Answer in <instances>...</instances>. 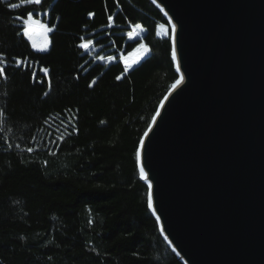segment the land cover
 Masks as SVG:
<instances>
[{
  "label": "trees",
  "instance_id": "obj_1",
  "mask_svg": "<svg viewBox=\"0 0 264 264\" xmlns=\"http://www.w3.org/2000/svg\"><path fill=\"white\" fill-rule=\"evenodd\" d=\"M29 14L49 30L46 52L24 36ZM0 71V264H181L136 163L177 79L149 0H0Z\"/></svg>",
  "mask_w": 264,
  "mask_h": 264
},
{
  "label": "water",
  "instance_id": "obj_2",
  "mask_svg": "<svg viewBox=\"0 0 264 264\" xmlns=\"http://www.w3.org/2000/svg\"><path fill=\"white\" fill-rule=\"evenodd\" d=\"M149 2L183 82L137 147L148 210L181 264H264V0Z\"/></svg>",
  "mask_w": 264,
  "mask_h": 264
},
{
  "label": "rangeland",
  "instance_id": "obj_3",
  "mask_svg": "<svg viewBox=\"0 0 264 264\" xmlns=\"http://www.w3.org/2000/svg\"><path fill=\"white\" fill-rule=\"evenodd\" d=\"M23 27H24V36L27 39V41L30 43L33 50L36 52H46L48 49L49 30L46 29L42 24H40L35 19L33 18L29 19V17L23 21ZM132 31L134 32V35L132 36L131 40L140 39L144 34V31L140 27L139 28L134 27ZM25 33H27V35H25ZM91 49L92 47L90 45L85 44L83 46L84 52H89ZM144 55H145V51L139 48V51L136 50L126 59H120V62L124 65V69H126L127 65H131L130 67H127L128 70L129 68L136 65ZM0 74L2 76L1 71Z\"/></svg>",
  "mask_w": 264,
  "mask_h": 264
},
{
  "label": "snow or ice",
  "instance_id": "obj_4",
  "mask_svg": "<svg viewBox=\"0 0 264 264\" xmlns=\"http://www.w3.org/2000/svg\"><path fill=\"white\" fill-rule=\"evenodd\" d=\"M35 2H36V3H39L40 0H35ZM153 2H155V0H153ZM16 6H17V5H11V7H16ZM89 15L91 16V15H93V14L90 13ZM29 19H31V14H29ZM109 20H111V17H109ZM169 23H170V21H169ZM136 27L139 28L140 25L137 24ZM160 27H163V26L161 25ZM172 31L175 32V26H173ZM25 35H27V33H25ZM82 47H83V45H82ZM140 49H143L144 51H147V50H148L147 47H146V45H140ZM138 51H139V49H138ZM172 58H173V60L176 59V50H175V48H173V50H172ZM130 66H131V65H127V67H130ZM127 67H126L125 70H127ZM117 79H120V77H117ZM182 82H183V76H181L179 79H177V80L175 81V83L172 85V88H175L177 85L181 84ZM162 103H163V101H162ZM154 120H155V116L153 117V121H154ZM144 135L147 136L148 133L145 132ZM141 142H143V141H141ZM29 151H32V149H29ZM139 157H140V153H139V151H138V152H137V159H138V160H139ZM140 173H141V178H143V179H147V176L145 175V173H144V169H143V168L140 169ZM149 189H151V184H149ZM148 207H149V208L152 207V197H151V195H149V198H148Z\"/></svg>",
  "mask_w": 264,
  "mask_h": 264
}]
</instances>
